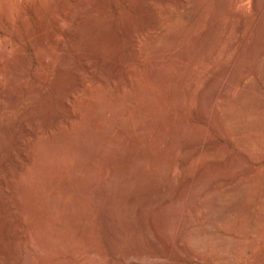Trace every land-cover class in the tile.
<instances>
[{
	"label": "bare ground",
	"instance_id": "1",
	"mask_svg": "<svg viewBox=\"0 0 264 264\" xmlns=\"http://www.w3.org/2000/svg\"><path fill=\"white\" fill-rule=\"evenodd\" d=\"M86 1L87 0H76L80 7L83 6ZM104 2L105 0H95L93 7L87 11L88 13L81 14L78 20L75 21V24L69 25V27H66L65 30H63L65 27L60 26L62 25L60 24V19H54V21L57 22V26L56 24L55 26L58 28L61 27V31L63 30L66 32L65 34L68 35L69 40L67 42L69 45L67 47V44L65 43L66 41L64 42L63 39L60 40V38L57 39L54 35L55 39L53 38V40L56 41L60 52L58 54L54 52L56 62L49 67V70L55 69L56 72L67 71L68 75L65 74V76L68 77L70 80L68 82L71 85L69 89L66 88L68 89V92H65L66 94L62 95V103H60L62 105L64 104L66 108H68V112L70 111V119L68 118L69 120L63 121L62 118L66 117L56 113V131H53L54 129L51 130V127L48 124L49 128H46L45 126V129L41 130L36 123V114L38 113H33V101L38 97L36 93H41L42 86L40 82H35L31 87H29V89H23V91H14L10 84L0 86V131L2 132V130L6 128L7 121L13 112L16 111L17 122L20 125L25 126L28 132L26 133L28 134L27 137H25V134L21 133V128V131L18 129L19 127L16 129L14 128L10 136L11 140L19 139V142L17 140L18 144L23 142L20 149H17L16 147L17 150L11 146V143L8 142L9 140L5 142L4 139H2V141L0 138V200L3 199V194L1 192L4 190L9 196L5 201L6 209L8 211H12L13 213V217L10 220H15L17 222L15 227L13 224L11 225L12 221L5 220L2 216L3 218L1 219V223L3 227V236H5L7 241L8 238L11 239L10 243H12L11 246L13 254H11L12 256L10 257H5V254L3 255L4 251L2 252L3 249L0 248V264H32L31 260L34 256L49 259V256L53 255L51 254L52 249L58 251L57 253L61 252L66 255L65 259L56 263L44 262V264H93L96 259L94 257L96 248L94 246L95 243L93 244L90 240L88 233H92L98 225L92 223L95 225V228H93L94 226H92L88 220H84L86 216L84 210L86 209L85 207L83 209L80 206H76L77 204L73 203L74 201L70 202V199L67 201L73 204H67L68 202L64 200V197H66L64 195L70 194L69 192H73L75 194L73 196H81L85 190H82L80 187H78V189L74 188L78 182L75 185L73 177V179H71L72 182H74L73 185L75 186L73 187L71 184L73 187L71 188L69 187L70 183L68 181L70 179L66 178V180L63 178V182L65 183H62L61 181L62 184H56V182L54 183L52 180L54 177H51V179L47 178V176L49 177L51 174L56 172V168L52 166L54 165L52 164L55 162L54 160L58 159L62 162L64 160L62 165L64 166L66 160L65 157H76L75 161L77 164L76 162L75 164L77 166L74 165L76 166V169H73V172L74 170L76 171V175L77 171L81 173L80 170L82 168H86V165L83 164L85 161L82 163L83 165L80 162L84 159L93 158L95 148L103 143V139L96 131H94V127H98V124L96 125L98 120H101V122H112L113 124L114 122H117L122 126H125V129L130 127L136 133L146 136L154 129V127H156V119H158V123L159 121L163 122L161 124L163 132L161 133L164 137L169 129V125L165 123L166 119L171 117L175 121L176 125L179 123L183 124L182 128L178 130L180 134L178 136L182 137L186 135V137L189 138L190 135L191 138V134H189L191 131L189 133L186 131V125L188 123L187 114L191 110L193 103L197 104L194 102L197 99V105L199 106L197 107L195 104L194 105L196 106V109L200 108L198 110H201V115H203L207 122L212 121L213 125H216L219 129L227 130V132H229L235 139L236 146L247 152L250 156H254L256 154L259 155L260 153L258 149L256 150V146L253 141L245 136L246 131H252V133H255L259 130V127L255 124L256 122L253 123L252 120H250V122H244L243 120L249 115L256 116L257 118V115L264 114V0H145V3L142 1L137 2L135 4L136 10L145 11L144 13L148 15L150 23L147 25L138 23L139 25L136 26L134 23V17L132 21L135 25L134 26L131 24L133 15L130 17L131 19L127 18V20H125V24L128 29L127 32L130 36L128 39H130L131 58L129 60L117 59L114 61L115 63H113L115 68L116 66L123 65L125 71L123 78L118 77L117 73L114 72L117 69L115 70L114 67L112 70L113 72H109L106 75L102 72L97 74H94L93 72L95 68H93V65L100 61L103 55L93 49V42L89 39L88 33L90 28H96L101 25L100 22L97 21V15L102 10L101 8ZM246 2H249V5L253 6V17L249 23L246 22V14L244 15L246 9L243 12V7ZM64 4L65 3H62L63 6ZM62 5L59 4V6ZM67 5H69V3ZM71 6L69 10L67 9V11H65V15L67 17H74L77 12L78 8L75 5ZM86 15L89 17V20L92 21V26L90 25L88 27L86 25ZM234 18L236 19L235 21ZM109 19L110 15L108 14L105 16L103 22H106ZM249 20L250 18L247 21ZM197 34L200 35L199 39L196 37ZM232 34L235 35V37L233 36L234 38L230 36ZM259 37L261 38L260 41H258ZM194 38L198 40V43H194L196 44V47L190 48V43L191 41L194 42ZM41 43H45V41L42 40ZM257 44L259 46L258 48ZM45 46L48 45L46 44ZM111 48L109 49L111 50ZM189 48L191 53L187 52ZM236 48L237 50L231 62L228 64L226 63L220 70L213 71V67L210 69V64L220 66L214 63L216 60H214L213 55L216 51H222L224 49L228 53ZM78 52L80 54L79 57H77ZM107 53L110 52L106 50L105 54ZM142 59L148 60L150 63L149 70H147L148 74H146L145 77L148 76V81H157L159 83V90L155 91V93L150 86L152 83H148L147 81L141 79L138 72L139 62ZM244 59L245 62L247 59V62L245 63L247 65V71L246 69H244L245 71L243 70L245 65H243L244 67L241 66L244 64ZM178 60H180L179 62H182L183 65L180 64L181 66L178 69L177 75L175 74L176 77L174 85L168 86L167 80L169 78L170 67L179 63L177 62ZM48 75L49 74L46 76ZM47 78H44L45 82L48 81ZM59 78L55 80H63H59ZM55 83L58 84V82ZM158 83L156 85H158ZM109 85L116 89L115 91H117V94L111 95L108 93L112 90L111 88V90L108 91L106 88ZM66 89H63V91ZM59 91L62 90L59 89ZM168 94L171 97V102L169 101ZM59 95L60 96L58 97H61V94ZM61 101L59 100V102ZM156 104L161 105V111L157 115L155 108ZM118 106H124L126 108L131 107L133 109V114L137 117L144 115L143 117H145V121L140 123L137 121L139 124L134 125L132 122H135V119L131 117L133 121L129 118L131 121L130 123L129 119L125 117L124 112L118 113L119 109H117V114H115L114 109ZM124 107L121 108L125 110ZM84 108H88L90 111L85 112V110H83ZM112 110L115 115L113 116L112 114L111 117L109 112ZM53 111L49 106V109L45 111L46 113H44L46 115L53 116ZM65 122H68V124L70 123V132L66 130L67 127H65L66 129L64 128L63 123ZM104 125L105 124L103 123L100 127H104L105 129ZM173 125H171L170 128H173ZM108 127H110V125ZM123 128L124 127H122L121 130ZM200 128L202 129L203 127L200 126ZM111 129L112 127L110 130ZM106 130L108 132V129ZM261 130L262 129H260V131ZM185 131L188 135L185 134ZM260 131H258V133ZM101 133L103 134V132ZM169 135L171 136V134ZM160 136L157 137L156 135V137L154 136L148 138L147 140L150 139V143H148L150 145L153 143L155 146L161 145L163 140L161 141ZM167 136L165 135V137ZM174 136L178 137L177 135ZM125 137L126 135L123 138L125 142L124 145H126L129 140L125 141ZM205 137L206 131L203 130L197 134L196 139L199 141ZM183 138L184 137H182V139ZM187 140L185 142H188ZM77 141L79 146H76L77 144L75 145ZM117 142L119 141H113L110 143L109 155H112L116 150L122 148V142ZM263 142L264 141H262L261 144H263ZM163 143L165 142L163 141ZM185 147H187V144ZM196 148L198 149L197 146ZM176 149L178 150L177 146L175 147V150ZM205 149L206 150H202L204 154L208 153L213 156L217 153L219 156V149L221 150V148L216 149L211 146ZM180 150L178 152H180ZM257 151L259 153H256ZM7 152H9L8 155H10L14 161V167L10 166L11 164L9 163L10 160L7 157ZM188 153L190 154V152ZM174 157L175 158H172L173 160L176 159V156ZM237 160L233 159L231 162L232 165L237 164L239 162V160ZM51 161L54 162L51 163ZM173 162L175 164L177 163L175 161ZM173 162L169 164V169L166 173L163 172L165 170L164 168H162L163 171L159 168H152L154 170L150 171L148 168L149 171L141 173L142 176H140V181L142 183V187L145 186L146 189L145 187L144 189L148 191V187L150 186V182L148 181L150 179L155 181L159 180V178L163 175L162 173L169 174L170 179L168 180L171 184L169 182L168 183L171 187L172 182L175 179L174 176L170 175V171L174 168ZM192 163H194V160ZM192 163L189 162L185 164L184 168H181V171L182 169L187 170L190 164V167H192ZM57 164L56 167L58 166ZM178 164H180V162L177 163V165ZM172 166L173 168L171 169ZM229 166L228 169L230 168ZM52 167L55 168L53 169L55 172H51ZM204 168L198 172L195 179L187 183L179 194H175L177 195L176 197L173 195V197H171L169 194L167 195L170 188L168 186L166 189L165 187L163 188L165 189L163 190L165 191L164 193L162 190L160 191L162 192L161 194H163L162 197L160 194L158 195L160 198L155 196V198H158L155 199L154 197L149 196L148 193V197H145L146 193L144 192L145 195L143 193L140 195H144L145 198L140 196V201L138 198L139 196L136 194L138 196L137 197L134 194L135 191L134 193L131 192L133 191V189L131 190L132 186H134L133 183H135V181L139 178V175H135L134 172L127 174L124 171L123 175L125 176L122 177L120 175L123 180H120L119 191H117L118 195L114 196L115 199L108 197L109 194L111 195V192L108 194L109 189L107 188L109 187H105V184L102 185L104 182L99 185L93 181V183H95L94 185H91L93 186L92 189L94 191L90 190V193L94 192V196H90L89 201L91 204L89 202L88 203L92 208H100L99 206L104 208V210L102 209L99 211H105V219H107V225H109L107 228L108 230L109 228L111 230L109 231V236L107 235L106 237L107 241H113L111 238L113 237L120 244V240L123 238H129L131 245L127 246V248H130H126V251H123H125L124 253L128 256V258L129 255L134 252L137 257L132 256L135 258L139 257V260H137L140 261V257L146 256L147 251L145 252L143 243L139 240L143 234H141V237L139 238H137V236H139V232L135 234V236L137 235L136 237L129 236L132 226L131 219L134 218L136 214L134 212V217H132V212L136 210L142 223L145 224L147 222L149 225L148 220L151 218L150 215L164 209L163 215L159 216L164 217L163 223L166 227L164 230L167 229L165 234L166 237L164 235L166 238L165 243H167L166 248L167 245L170 248L173 244L179 249V251H188L193 255L202 256L205 253L204 249L211 246L214 249L208 253V257H216L220 260L225 259L226 254L218 253L219 249L231 248L239 253L243 252L245 249L247 250V248L249 249L250 243H243L242 240L239 239L233 240L225 233L215 230V228L221 225L234 227L236 225L235 221L237 223L235 217L240 218V220L245 223V225H243L244 227H240L241 229L243 228L242 230L245 232L255 234L256 228H258L255 225H250L251 223L249 225L247 224L251 219L260 221L261 225L263 224L264 226V180L263 192L256 198L252 195V193H249L247 187L248 182L253 181L254 179L256 180L261 176L262 170H250L247 175V179H244L243 176H236V178L231 180L228 185H224L220 179L213 184L206 182V174L204 173H207V171H205L206 168L205 170ZM61 169L63 170L62 167ZM175 169L173 170L174 173ZM60 170H57L58 173ZM230 170L228 171L232 172V169ZM49 171L50 173L48 174ZM183 171L186 173L185 170ZM79 172V175H77L78 178H80ZM44 173L47 174L45 175ZM73 174L74 173H72V175ZM42 175H44V177ZM76 175L73 176L75 177ZM96 175L97 174H95V177L98 179L100 174L99 176ZM146 178L150 179L148 180ZM162 178L163 176L161 179ZM64 180L68 181L69 184H66V181ZM194 180L196 181V185L194 184ZM136 183L135 185H137ZM198 183L200 184L197 185ZM133 188H135V186ZM137 190L138 192L136 191V193H139L141 192L139 190L142 189L140 188ZM88 193L85 192L84 194L87 195ZM86 195H83V197H87L86 200L88 201V196L90 194H88V196ZM104 196L109 200L106 198V202H108L102 205V203H100V197ZM245 198L250 202L242 206L241 202ZM37 203L42 206V211H38L36 209ZM74 204H76L75 207ZM72 207L76 209L73 214L70 212ZM90 207H88V209ZM255 208L260 209V212L257 213L258 215L255 214ZM166 209H168V211ZM186 210L189 213L190 211L195 213L204 212L206 214L205 220L198 225L194 224L191 219V214L190 216L189 214H186ZM0 214H2L1 210ZM45 215H49L55 219L54 225H51L53 227L47 226L48 223L46 224L45 222ZM135 219L134 222L138 220ZM151 219L149 221H151ZM96 221L98 222V219ZM100 222L106 225L105 221L102 222L100 220ZM155 222H153V224L151 223L149 226L154 225ZM163 223L161 221L162 225ZM133 225H136V222L135 224L133 223ZM103 226L104 225H102V227ZM97 228L100 229L99 226ZM104 228L106 227L104 226L103 229ZM132 228H134V226ZM144 228L141 227V229ZM148 228L149 227L145 228V231ZM73 229H81L82 232L78 233ZM262 230L264 229L262 228ZM203 233L205 234L204 236L201 235ZM16 235H18L17 237H19V240L16 239ZM213 238L219 239L218 243L216 242L217 244L213 243ZM152 239L154 238L152 237ZM259 240H261V243L264 246V236H262ZM259 240L258 242L260 244ZM116 241L115 243H112V245L116 244ZM254 242L255 240H252V243ZM118 243L116 246H118ZM110 244L108 245L111 248L112 245ZM128 244L129 243H127V245ZM148 251L150 252V250ZM81 253H86V256L82 257L83 255H81ZM132 256L130 257L132 258ZM148 257L149 256H147V258ZM262 263L264 264V254L262 257Z\"/></svg>",
	"mask_w": 264,
	"mask_h": 264
},
{
	"label": "rangeland",
	"instance_id": "2",
	"mask_svg": "<svg viewBox=\"0 0 264 264\" xmlns=\"http://www.w3.org/2000/svg\"><path fill=\"white\" fill-rule=\"evenodd\" d=\"M94 1L95 0H87L86 3L80 7L78 5V3L76 2V0H66V1L65 0H0V86L5 85V84H10L11 88L14 91H19V90L23 91V89L24 90L29 89V87H31L35 82H37V81L40 82V84L42 86V90H41V93L39 92L40 94L38 92H37L38 94L36 93V95H38V97L36 96L37 99L36 100L34 99V101H33V103H34L33 104L34 105L33 113H35V114L38 113V114H36L37 115L36 123L38 124L39 128H41V130H44L45 126H46V128L47 127L49 128V126H50L51 130L54 129L53 131H56L55 130V128H57L56 116H55L56 113L66 117V118H62L63 121H67L70 119L69 118L70 117L69 116L70 111L68 112V108H66V106L64 104L63 105L60 104V103H62V101H61V99L63 97L62 95H65L68 92L67 90L71 87L70 83L68 82L70 80L68 79V77L65 76V74L68 75V72L67 71L56 72L55 69L49 70V67L52 66V64H54L56 62V59L54 57V52L57 54L60 52L58 47H57L56 41L53 40L54 35L57 39L60 38V40L63 39L64 42L66 41L65 43L67 44L66 46L68 47L69 44L67 41L69 40V37H68V35L65 34L66 32H64L63 30H65L66 27L68 28L69 25H74L75 21L78 20V18L81 14L88 13L87 11L93 7ZM140 1L145 3V0H105L103 6L101 8L102 10L97 15V21L100 22L101 25H99L96 28H90L89 33H88L89 39L92 40V42H93V44H92L93 49L102 53V55H103L102 59L93 65V68L95 67L94 71L92 70L93 68L91 69L94 72V74L102 72L103 74L106 75L109 72H113L112 70L114 67L113 63H115L114 61H116L117 59H123V60L128 59L129 60L131 58L130 39H128V38H130V36H129V33L127 32L128 29H127V26L125 24L126 23L125 20H127V18L131 19L130 17L133 15L131 22L133 21V18L135 17L134 23L136 26L139 24L147 25L150 23L148 15L146 13H144L145 11L136 10L135 4L137 2H140ZM62 3H65L64 6L62 5ZM68 3H69V5H67ZM59 4L62 6H59ZM249 4H250L249 2H246V4L243 7V12L246 9L245 10L246 13L244 12V15L246 14L245 18H246L247 23H249L253 17V8H252L253 6H251ZM71 5L72 6L78 5V6H76L78 9H77V12L74 15V17H67L65 15V11H67V9L69 10ZM55 14H56V16H55ZM108 14L110 15V19L106 22H103L105 16ZM145 14H146V16H145ZM247 18L248 19L250 18V20L247 21L248 20ZM54 19H60V24H62L60 26L65 27L62 31H61V27L60 28L56 27L57 22L54 21ZM71 20H73V21H71ZM235 20L236 19L234 18V21ZM134 23L132 22L131 24L134 25ZM55 24H56V26H55ZM86 25L88 27L90 25L92 26V21L89 20V17L87 15H86ZM49 29H51V30H49ZM198 33H199V31H198ZM234 34H232L230 36L235 37ZM198 35L199 34H197V36L195 35L197 37V39L200 38V35H199V37H198ZM195 38H194V40L192 39L194 42L191 41L190 48L196 47L195 46L196 44H194V43H198V40ZM261 38H262V36H261ZM261 38L259 37L258 41H260ZM42 40L45 41V43H41ZM46 44L48 46H45ZM258 47L259 46L257 44V48ZM109 48H111L112 51ZM190 48L187 50L188 53L189 52L191 53ZM106 50H108V52H110V53L105 54ZM236 50H237V48L232 50L231 52H228V53L224 49L222 51L221 50L216 51L213 55L214 60H216V62H214V61L213 62L216 63V65L218 64L220 66H215V65L210 64V69H212L211 67H213V71L214 70L217 71V70L222 69V67H224V65L226 63L228 64L229 62L232 61ZM79 55L80 54L78 52L77 57H79ZM179 61L180 60H178L177 62H179ZM246 62H247V59H246ZM246 62L244 59V62H243L244 64H242L241 66L245 65V67L243 66L244 67L243 70L246 69V71H247V65L245 64ZM148 63H149L148 60L142 59L139 62L138 72L141 76V79L147 81L148 83H152V84H150V86L155 93V91L159 90V83L157 81H155L156 83L154 81H148L149 80L148 76L145 77L146 74H148L147 70H149V66H150V63L149 64ZM180 64L183 65L182 62H179V63H176L174 66L172 65V67H170L169 78L167 80L168 86L174 85L175 77L177 75L178 69L181 66ZM218 67H220V68H218ZM114 69L115 70L117 69L116 70L117 72L116 71H114V72L117 73L119 78L124 77L125 71H124L123 65L116 66V68L114 67ZM47 74H49V75L46 76ZM42 77H43V80H42ZM44 78H47L48 81L45 82ZM58 78H59V80L60 79H63V80L62 81H56ZM55 82H58L59 85ZM65 83L67 85L69 84L68 85L69 87ZM157 83H158V85H156ZM109 86H110V88H109ZM109 86L106 87L108 89V91L111 90V88H112V90L110 91L111 93L110 92H108V93L111 95L117 94V91H115L116 89L111 87V85H109ZM259 86H260V84H259ZM66 88H68V89H66ZM106 88H105V90H106ZM59 89L62 91H59ZM63 89H66V90L63 91ZM58 92H60V93H58ZM59 94H61V97H58V96H60ZM168 96H169V94H168ZM59 100L61 102H59ZM169 101L171 102L170 96H169ZM194 102H196L198 104L197 99ZM194 104L195 103H193L191 110L187 114L188 115L187 116V118H188L187 125L188 124L189 125L188 126L186 125V131H187V133H189L191 131V133H189V134H191L192 139L190 138V135H189V138H187L186 135L182 136V137H184L183 138L184 140L182 139L181 136H178V135H180L178 130L182 128L183 124L179 123L180 125L179 124L176 125L175 121L171 117L166 119V122H165L167 125H169V129L166 132L167 134H165L166 136L171 134V136L170 135L167 136L169 138L165 137V135H164L165 138L163 137V134L161 133V132H163L161 129V124L163 122L159 121V123H158L157 122L158 119H156V127H154V129L150 132L151 134L149 133L146 136L145 135L142 136V134L136 133L130 127H128V128L126 127L128 129L127 130V129H125V126H122L121 124H119L117 122H116L117 124L115 122L113 124L112 122L108 123L106 120H105L106 122H104L103 120H102L103 122H101V120H98L96 122V125L98 124V127L95 126L94 131H96L100 135V137L103 139V143L98 145L95 148L93 158L84 159L83 161L80 162L82 164L85 161L83 164L86 165V168H85L86 170L84 168H82L80 170L82 174L79 171H77V175H79L78 172L80 173V176H79L80 178H78V176L76 175L75 170L73 172V169H76V166H77L76 165L77 162L75 161L76 157H70V155H69V157L74 158V159H70V158L65 157L66 160H65L64 166H62L64 160H63V162L59 161L58 159H57L58 161L54 160L56 163L54 161H51V163L54 162V163H52V164H54L52 166L56 168L55 169L52 167L51 172H55V170H56V172L51 174L49 177L47 176V178H51V177L53 178L54 177L55 180H54V178L53 179L51 178V179L54 181V183L56 182V184L61 183V181H62V183H65V182H63V178L64 179L67 178V179H70V180H68L70 184L68 183V181H66L67 179L64 181H66V184L70 185L69 187L73 188L78 182V184L74 188L78 189V187H80L82 190H85V191H83V193L81 192L82 193L81 196L76 195L77 197L73 196V195H75L73 192H69L70 194L64 195V196H66V197H64V200L67 201L70 199L71 200L70 202L74 201L73 203L77 204V205L74 204V207H75V205L80 206L83 209L85 207L86 209H84V210H85L87 217L85 216L84 220L85 221L88 220L90 222V224H92V223H94L95 225L97 224L100 228V229H98L97 228L98 226H96V228H95V225L92 224V226H94L93 228H95V230L93 229L95 232L92 231V233H90V232L88 233L90 240L92 241L93 244L95 243L94 246L96 248L95 249V256H94L96 259L93 262V264L94 263L95 264H111V263L112 264H263L262 263V257L264 254V246L261 243V240H259V239H261L262 236H264V230H262V228L264 229V226H263V224L261 225V222L257 221L256 219H251L247 223L248 225L251 223L250 225H253V226L255 225L258 227V228H256L255 234L245 232L244 230H242L243 228L241 229L240 227H244L243 225H245V223L242 222V220H240V218H236V217H235V220H237V223L235 221L236 225L234 227L221 225V226H218L215 228V230H218L219 232L225 233L227 236H229L233 240L239 239V240H242L243 243H250L249 249L247 248V250L246 249L244 250L245 252L243 251L241 253L236 252L235 250H233L231 248L219 249L218 253H225L226 254L225 259L220 260V259H217L216 257H208V253L214 249L211 246H208L204 249L205 253L202 256L193 255L188 251H179V249L173 244L170 246V248L167 245V248H166L167 243H165L166 242L165 241V239H166L165 234H166L167 229L164 230L166 228L164 223H163L164 217H160L161 215H163L164 209H162V211L154 212L153 215H150L152 218V219L150 218L152 222L149 221L150 220L149 219L148 220L149 225L151 223L153 224V222H155V220L157 218L154 225H151V226H149L147 224V222L145 224H143L140 216H138L139 215L138 212L136 210H134L132 212L133 213L132 217H134L135 213L137 215L135 214L134 218L131 217L132 218L131 220L134 224L136 222V225H133V223L131 222L132 226H131V233L129 236L134 237L135 234H137L139 232L138 233L139 236L136 235L137 238H139V237H141V234H143L142 237L139 238V240L143 243V247L145 248V252L146 251L149 252L148 250H150V252L152 251L151 253L146 252V256H144L146 258L140 257V261L144 259L143 261L140 262V261H138L139 257L135 258V257H137V255L134 252H132L129 255L130 259L124 253L126 251L127 246L131 245V241L129 238H123L122 240H120V244L113 237H111L113 239V241L112 240L110 242L107 241L106 237H107V235L109 236V231H111V230H110V228H109V230L107 228V227H109V225H107L108 221H107V219H105V213H104L105 211H101L104 214H102L99 211L102 209L104 210V208L102 206H99L100 208L96 207L98 209L90 207L91 206L90 205L91 203L89 201L90 196H92V197L94 196V192L90 193L91 191H94L92 189L93 188L92 185H94L95 182H96V184H99V185H101L102 182H104L102 185L105 184L104 185L105 187H109V188H107V189H109L108 194L111 192V195L107 194L108 197L114 198V196L118 195L117 191H119L118 189L120 186V182L123 180L122 177L125 176V175H123L124 171L127 174L134 172L135 175H137V176L139 175V178H138L139 180L138 179L136 180L137 183L135 181V183L137 185H135V183H133L135 188H133L134 186H132V188H131V190L133 189V191H131V192L134 193V191H135L134 194L135 195L137 194L139 196L138 197L136 195L139 198V200L141 197H143V198L148 197V195L152 196L154 198H155V196L157 197L162 192L164 193L165 191H163V190L168 188V186L170 187L171 183L168 180V179H170V176L168 173H167L168 175L165 173L169 169V164L172 163L173 161H175L177 163L180 162V164L177 165V163L175 164L173 162L174 168H173V166L171 167V169L173 168V170H174L178 166L175 169V173L173 172V170L170 171L171 172L170 175L175 177V179L172 182L171 187L168 190L169 192L167 193V195L169 194V196H171V197H173V196L176 197L177 195H175V194H177V193L179 194L181 192V190L187 185V183H189L190 181L195 179L196 176L198 175V172H200L201 169L203 170L204 167L206 168V170H205V168H204V170L207 171V173L204 171L205 172L204 174H206L205 175L206 179L204 178L206 180V182L213 184L218 179H220V180H222L224 185H228L231 182V180L236 178V176H241V177L243 176L244 179H247V177H248L247 175L249 174L250 170L261 169L262 170L261 176L258 179H256V180L254 179L253 181H250L247 183L249 193L250 194L252 193V195L255 198L258 197L263 192V180H264V146H263L264 142H263V144H261L262 141H264V131H263L264 130V114L257 115L258 116L257 118H256V116L249 115V116L245 117L243 120L244 122L245 121L250 122V120H252L253 123L256 122L255 124L259 127L258 131H260V129H262L259 133H258V131L255 133H252V131H246L245 132V136L248 139H251L253 141L254 145L256 146V150L258 149V151H260V153L258 151L256 152V153H259V155L256 154L257 156L256 155L250 156L247 152L239 149L236 146L235 139L233 138L232 135H230L229 132H227V130L219 129V127H217L216 125H213L212 121L207 122L206 119L203 117V115H201L202 114L201 110H198L200 108L196 109V106L198 107L199 105L195 104L196 105L195 106ZM35 105H37V106H35ZM49 106L52 109V111L54 110L53 111L54 114L52 113L53 116L51 115L52 117L50 115L45 114L46 113L45 111H47L49 109ZM118 107L116 109H114L115 114H117L116 110L119 109L118 113L124 112L125 113L124 115L126 118L135 119V122H132V124L137 125L140 122L145 121V119H144L145 117H143L144 115L137 117L136 115L133 114V109L131 107H128V108H126L124 106H118ZM121 107H124L125 110H123V108H121ZM155 108H156V115H157L161 111V105L156 104ZM83 110H85V112L90 111V109H88V108H84ZM111 112H109V113H110V116L112 117V114H113V116L115 114L113 113V110ZM16 114H17V112L14 111L13 114L10 116L9 120L7 121L6 128L4 130H2V132L0 131V136H1L0 138H1V140L4 139L5 142H7V140H9L8 142L11 143V146L14 149H16V147H17V149L18 148L20 149V147L22 146L21 144L23 142L20 139V141L22 143L18 144L19 139H14L15 142H14V140H11V137H10L11 133L13 132L14 128L16 129L18 127H19L18 129H20V128L22 129V131H21V129H20V131L22 134H25L24 135L25 137H27L28 134H26V133H28V132H27L25 126L20 125L17 122ZM249 117H251V118H249ZM130 119H129V121H130ZM133 119L131 121H133ZM131 121H130V123H131ZM103 123L105 124L104 125L105 129H104V127L103 128L100 127L103 125ZM109 125H110V127H108ZM120 125H121V127L119 128ZM171 125H173V128L172 127L170 128ZM63 126H64V128L67 127V129L66 128L65 129L70 132V130H71L70 123L68 124V122L67 123L65 122V123H63ZM200 126L203 127L204 129L203 128L201 129ZM111 127H112V129L110 130ZM122 127H124V128L121 130ZM106 129H108V132ZM203 130L206 131V137L204 139L198 141L196 139V136L200 131H203ZM186 131H185V134H187ZM101 132H103V134ZM113 134H116V135H113ZM152 134H153V136H152ZM173 134L177 135L179 138L175 137ZM125 135H126L125 141H127L129 139L126 145H124L125 142L123 140ZM156 135H157V137H159L161 135L163 137L162 138L160 136L161 141L163 140L165 142V143H163V141H162V144L160 143L161 145H159L160 147L155 146L153 143H151V145H150L149 144L150 139L147 140L148 138H151L154 136L156 137ZM192 136L193 137L195 136L194 137L195 140L193 139ZM180 137L182 140L180 139ZM164 139H166V140H164ZM187 139H189V140H187ZM17 140H18V142H17ZM186 140L188 142H185ZM113 141H115V142L119 141L117 143L122 142L121 143L122 148H119L120 150L118 149L112 155H109V153H110L109 145ZM180 142L182 145L180 144ZM77 143H78V141L75 143V145ZM175 143H176V145H175ZM183 143H184V145H183ZM191 143H192V145H191ZM186 144H187V147H185ZM195 145L198 147V149L196 148ZM76 146H79V144H77ZM176 146L178 147V150L177 149L175 150ZM210 146L212 148H216V149L221 148V150L219 149V151H220L219 156H218V153L213 156L212 154L209 155L207 153L208 154L207 155V154H204L202 152V150H206L205 148H209ZM179 147H181L182 149ZM186 148H189V149H186ZM179 150H180V152H178ZM192 150L193 151L196 150V151L193 152ZM188 152H190V154ZM198 153H200V154H198ZM6 154L8 155L9 152H7ZM172 154L174 156H176L175 160L172 159V158H175ZM178 154H179V156H178ZM220 154H222V155H220ZM186 155H187V157H186ZM197 155H199V156H197ZM72 156H74V155H72ZM7 157L10 160L9 161V163L11 164L10 166L14 167V161H13L12 157L10 155H8ZM194 157H197V158H194ZM192 158H194V159H192ZM197 159H199V160H197ZM233 159L234 160L238 159L239 162L235 165L234 164L232 165L231 162L233 161ZM191 160L192 161L194 160L195 164L192 163ZM57 162H58V164H57ZM75 162H76V164H75ZM189 162H191L193 164V166L190 167L191 166V164H190V166L187 168V170L182 169V171L185 170L186 173H184V171L182 172L181 168L182 167L184 168V165L189 163ZM240 162H241V164H240ZM56 164L58 166L61 165V166H59L60 168L58 166L56 167ZM74 165H76V166H74ZM156 165H157V167H156ZM160 166H162V167H160ZM228 166L230 167L229 169H228ZM61 167L63 168V170L61 169ZM148 168L150 169V171L154 170L155 168H159L161 170H162V168H164L165 170L164 171L162 170V171L165 173H162L163 174L162 179H161V177H162L161 176L159 178V180H156V181L152 180L150 178H149L150 180L148 178H146L149 180L148 182H150L149 183L150 186L149 187L147 186L148 187V191H147V190H145L146 189L145 186H144L145 189H144V187H142V183L140 181V179H141L140 176H142L141 173H143L145 171H149ZM152 168H154V169H152ZM53 169H55V170H53ZM230 169H232V172H230L231 171ZM57 170L58 171L60 170V172H59L60 174L58 173ZM228 170H230V171H228ZM94 172H96V173H94ZM178 172H179V174H178ZM227 172H228V174H227ZM1 173H2V171H1ZM49 173H50V171L48 172V174ZM72 173H74L73 175H76L77 177L76 176L74 177L72 175ZM232 173H234L235 175ZM95 174H97L98 176L100 174L98 179L101 181H99L97 179V177H95ZM35 176H37V175H35ZM42 176L44 177V175H42ZM64 176H66V177H64ZM72 177L75 180V181L73 180L75 182V185H73L74 182H72V179H73ZM93 181H95V182L93 183ZM158 181H159V183H158ZM161 181H163V182H161ZM71 184L73 185V187ZM194 184L196 185V181L194 182ZM199 184L200 183H198L197 185H199ZM138 187H140L142 190H139L141 192L136 193V191L138 192L137 189H140ZM164 187H165V189H163ZM161 190H162V192H160ZM85 192H87V193L89 192L88 194H90V195L88 196V194L87 195L84 194ZM144 192L146 193V195L148 193V195L146 196ZM1 193L3 194V199L0 200V210H1L3 215L0 214V248L3 249V250L2 249L1 250H2V252L4 251L3 255L5 254L4 255L5 257L6 256L10 257V256H12L11 254H13L12 253V246H11L12 243H10L11 239H9L7 237L8 238V241H7L5 236H3V227H2L1 219L4 217L5 220L9 221L10 219H12L13 213H12V211H8L6 209L5 201L9 197L8 194L4 190ZM141 193H143L145 195V197H144V195L141 196L142 195ZM83 195H86L89 197L88 201L86 200L87 197L84 198ZM162 195L163 194H161V197H162ZM104 197H100V203H102V205H104V203L106 204L108 202V201L106 202L107 197H105V198ZM80 198H81V200H80ZM143 198H142V200H143ZM158 198H160V197L158 196ZM158 198H155V199H158ZM78 199H79L80 203H79ZM102 199H104V200H102ZM107 200H109V199L107 198ZM251 201H253V200H251ZM70 202H68L67 204H69ZM248 202H250V201H248V199L245 198L241 202V205L244 206ZM73 203H70V204H73ZM36 207H37L36 209L38 211H40V210L42 211V209H43L42 206L38 203L36 204ZM74 207H72L70 210V212L72 214L75 213V210H76ZM88 207L91 208V209L89 208L91 211L88 209ZM168 209H169V207H168ZM168 209H166V210L168 211ZM86 211H88V212H86ZM255 212H256L255 214L258 215L257 213L260 212V209L255 208ZM262 212H263V210H262ZM186 214H189V216L191 214L192 222H194V224H197V225L202 223L206 217V214L204 212L195 213V212L190 211V213H189L187 211ZM99 215H101V216H99ZM45 218H46L45 219L46 224L48 223L47 226L53 227L51 225H54L55 219H53V217H51L49 215H45ZM96 218L98 219V222L96 221L97 220ZM135 218L138 220H136ZM134 219L136 220L135 222H134ZM100 220L102 222L105 221L106 225L101 223ZM10 221H12V220H10ZM161 221H162L163 225L161 224ZM12 224L16 227L17 222L15 220H13L11 222V225ZM146 224H147V226H146ZM102 225H104L107 229L106 228L103 229L104 226L102 227ZM133 226H134V228H132ZM141 227L142 228L149 227L150 229L148 228L149 230L147 229L146 231H148V232H146L145 228L141 229ZM203 228H204V226H203ZM105 229H106V231L108 230L107 232L105 231L106 234L104 232ZM73 230L75 232H78V233L82 232L81 229L80 230L79 229H73ZM97 231H98V233H97ZM164 235H165V237H164ZM201 235L204 236L205 234L203 233ZM17 236L18 235H16V239L19 240V237H17ZM152 237L154 239H152ZM114 240L118 243V246H116L117 243L112 245V243H115ZM218 240H219L218 238H213V243L217 244ZM252 240H255L254 243H256V244L252 243ZM258 240L260 241V244H259ZM106 241H107V243H106ZM125 241H127V242H125ZM127 243H129V244L127 245ZM108 244L112 245L111 248ZM119 245H120V247H119ZM97 248H98V250H97ZM128 248H130V247H128ZM123 250H125V251H123ZM57 252L58 251H55L54 249H52L51 254H53V255L49 256L50 257V258L48 257L49 259L34 256L31 260V262H32V264H35V263L36 264H44V262L45 263L46 262L56 263V262L61 261L62 259H65L66 255L62 254L61 252H59V253H57ZM54 253H55V256H54ZM81 255H83L82 257H84V256H86V253H84V254L81 253ZM132 255L135 257H133ZM130 256H132V258ZM147 256H149V257L147 258ZM96 262H98V263H96Z\"/></svg>",
	"mask_w": 264,
	"mask_h": 264
}]
</instances>
